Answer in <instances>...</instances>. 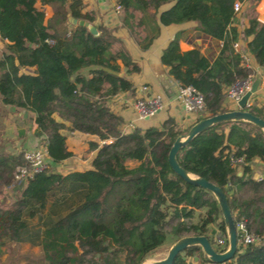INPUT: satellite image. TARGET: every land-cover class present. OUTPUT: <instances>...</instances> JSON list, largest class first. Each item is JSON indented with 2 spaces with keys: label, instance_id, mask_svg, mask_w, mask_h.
<instances>
[{
  "label": "trees",
  "instance_id": "trees-1",
  "mask_svg": "<svg viewBox=\"0 0 264 264\" xmlns=\"http://www.w3.org/2000/svg\"><path fill=\"white\" fill-rule=\"evenodd\" d=\"M35 1L0 0V39L7 43L0 57V102L33 113V134L46 149L48 166L0 204V245H37L43 264H138L182 235L204 234L209 240V233L213 241L215 228L225 235L213 195L184 181L167 163L172 140L188 127H179L168 115L158 125L121 131V117L106 99L129 89L127 76L139 66L126 51L108 50L110 40H119L112 28L94 24V13L83 10L82 0H48L53 13L43 22ZM152 1L156 7L159 0ZM232 1L173 0L155 16L156 11L146 10V0H117L123 10L139 11L144 37L137 43L142 49L158 33L159 23L192 20L195 28L222 40L211 60L195 48L180 49L179 31L161 50L160 60L178 85L190 84L202 96L195 120L226 110L225 87L250 71L232 47L237 38L228 27ZM71 17L92 23L97 34L71 23ZM242 34L249 36L245 45L255 64L264 66V19L249 12ZM21 64L35 67L21 71ZM65 128L103 140L89 142L95 150L90 167L64 173L53 168L71 154L61 132ZM238 156L242 160L234 162ZM175 157L186 171L221 187L233 221L242 217L246 229L258 235L256 242L239 244L224 263L264 264V175L252 177L250 167L253 159L264 163V133L247 121L217 122L198 131ZM21 161L22 149L0 147V191L13 181V168ZM238 167L241 173L236 175ZM198 208L204 214L193 221ZM215 245L222 250L226 239ZM196 252L207 260L192 245L171 264H191L188 257Z\"/></svg>",
  "mask_w": 264,
  "mask_h": 264
},
{
  "label": "crops",
  "instance_id": "crops-1",
  "mask_svg": "<svg viewBox=\"0 0 264 264\" xmlns=\"http://www.w3.org/2000/svg\"><path fill=\"white\" fill-rule=\"evenodd\" d=\"M82 2L83 10L94 13V24H98L99 22L104 23L106 26L111 27L112 34L118 37V41H109L108 50L110 52L126 51L139 66L138 71L127 76L131 81V87L118 91L106 99L109 109L121 117V131H129L133 127L144 128L149 125H158L168 115L173 117L176 124L182 128L188 127L194 122L200 112L187 111L183 108L182 102L176 95L178 82L168 72L167 65L161 62V50L172 35L179 31L178 45L180 49L195 48L199 53L211 60L217 55L222 40L211 37L195 28V22L192 20L165 25L159 23L158 33L151 40L150 44L142 49L137 43V39L144 37L143 26H140L137 22L138 10L128 9L125 11L118 5L117 0H82ZM172 2L173 0H159L155 7L154 1L146 0L145 8L150 12L156 11L155 16H157L160 10L169 7ZM240 3V10L233 13L228 27H233L237 32L235 40L237 42L236 49L246 55L249 58V62L254 64L255 62L245 45L249 36L245 37L242 34V29L247 24L249 12L255 13L259 20L264 19V0H240ZM35 5L42 9L44 14L43 22H46L53 13L50 7V5L52 6L51 2L48 0H36ZM68 27H70L69 24ZM115 63L120 67L121 62L119 59H116ZM118 74H123V70L118 71ZM142 85H146L150 93L157 94L161 99L162 105L153 115L137 118L133 101L140 94ZM254 94L257 97H264V90L257 88V91L252 95ZM251 96L248 99L249 107L254 106V100ZM223 105L227 109L237 107L234 101L225 97ZM26 117L29 120L31 117L33 119V113L23 107L2 104L0 102V142L2 144L6 143L4 149L7 151L15 152L18 149L33 147L39 144L32 137L33 134L29 132L27 127L24 126V138L19 136L20 133L16 131L17 127L15 123ZM66 124L68 123L66 122ZM34 125L31 124L29 129L35 127ZM7 128L9 129L6 130ZM61 132L64 134L66 149L71 154L66 158L54 162L55 169L64 173L69 170H80L90 167V160L95 150L89 148V142L95 141L100 143V140L93 134L71 131L67 128L62 129ZM36 138L39 139L37 136ZM250 167L252 169V177L264 175V163L262 161L253 159ZM239 169L238 167L237 170ZM214 231L218 232L216 228ZM193 256L188 257L189 260L192 258V264H213L211 261L204 260L198 255H195L196 258ZM217 264L227 263L222 262Z\"/></svg>",
  "mask_w": 264,
  "mask_h": 264
},
{
  "label": "water",
  "instance_id": "water-1",
  "mask_svg": "<svg viewBox=\"0 0 264 264\" xmlns=\"http://www.w3.org/2000/svg\"><path fill=\"white\" fill-rule=\"evenodd\" d=\"M71 23L84 25L91 33L97 34L94 25L81 18H70ZM259 76L254 74L249 88L235 101L236 108L226 109L211 115L201 117L192 122L184 133L178 134L172 140L166 154L169 167L184 181L207 189L216 200L221 219L224 226L226 245L222 250L214 249L208 238L204 234H185L173 240L167 247L165 254L156 259L145 258L138 264H171L177 253L184 252L188 246L197 245L202 254L208 261L213 263H222L229 260L234 254L236 244V229L232 214L229 208L228 200L221 187L208 181L207 179L186 171L176 160V151L190 140L198 131L221 121H247L258 127L264 133V118L251 112L246 108L247 99L257 91ZM241 173L240 169L236 170V175ZM196 258V256H193ZM148 259V260H147Z\"/></svg>",
  "mask_w": 264,
  "mask_h": 264
},
{
  "label": "built area",
  "instance_id": "built-area-1",
  "mask_svg": "<svg viewBox=\"0 0 264 264\" xmlns=\"http://www.w3.org/2000/svg\"><path fill=\"white\" fill-rule=\"evenodd\" d=\"M240 0L232 1V11L236 13L240 10ZM232 47L237 50V42H232ZM238 51V50H237ZM242 56V62L245 66L250 68V71L245 77L234 80L232 83L227 85L224 89V97L226 99L236 101L240 95L246 91L250 82L252 81L254 74L257 73L259 76L258 88L264 90V66L250 63L249 58L239 51ZM177 97L182 102L183 108L187 111H199L202 108L203 100L200 92L190 84L178 85ZM251 96V95H250ZM250 98V97H249ZM248 98V99H249ZM247 99V104H248ZM161 99L157 94H152L148 91L146 85H142L140 88V94L135 97L133 101V107L137 118H145L153 115L161 107ZM103 140H100V143ZM234 162H240L241 156L232 158ZM48 166L47 152L42 146L28 147L22 150V161L17 163L12 171L13 181L16 183H24L29 177L35 172L41 171ZM260 178V176L254 177ZM236 229V244L256 242L258 235L255 232L248 231L244 224V219L239 217L234 222ZM213 241L216 244L223 245L225 241V235L219 233V231L213 234ZM213 263V262H212ZM217 264V263H213Z\"/></svg>",
  "mask_w": 264,
  "mask_h": 264
},
{
  "label": "rangeland",
  "instance_id": "rangeland-1",
  "mask_svg": "<svg viewBox=\"0 0 264 264\" xmlns=\"http://www.w3.org/2000/svg\"><path fill=\"white\" fill-rule=\"evenodd\" d=\"M52 11L53 8L50 5ZM40 9V8H39ZM42 11V9H40ZM43 13V12H42ZM44 16V14H43ZM7 43L4 39H0V57L2 52L7 51V47L5 46ZM18 59H27L24 55H19ZM17 61V59H16ZM35 66L30 64H21L20 70L21 71H28L30 72ZM82 71H85V68L82 69ZM251 98L254 100V106L252 110L257 112L260 115L264 116V97H257L255 94L251 96ZM25 109V108H24ZM20 122V123H19ZM19 122H16L15 125L17 127L16 131L17 133H20L19 136L24 138V128L27 127L29 132L33 134V129H29V126L33 123L32 117L30 120L26 117L25 119H20ZM25 126V127H24ZM35 126V125H34ZM184 128V127H183ZM7 128L6 130H8ZM36 141L39 143L37 146H42V143H40L39 139L36 138V136L33 134V136ZM22 141V140H21ZM6 143L2 144L0 142V147L6 146ZM25 149V148H24ZM23 150V149H22ZM55 169V167L53 166ZM56 170V169H55ZM22 186V183H16L14 181H11L8 185L4 186L0 191V204H4L12 200L15 196H17L18 191L20 187ZM204 214V208H198L193 211V215L191 219L193 221H196L198 218L202 217ZM36 219V216H33L31 221L34 222ZM210 228H215V225H209ZM210 234L208 233L209 242L213 248H216L217 245L211 240ZM167 249V248H166ZM166 249H162L154 254H152L148 259H156L159 257H162L165 254ZM197 253V252H196ZM197 255L200 258H203L200 253H197ZM147 259V260H148ZM192 261V258H190V262ZM0 264H43L40 258V251L37 247V245H29L27 242L15 244L13 242L5 243L3 245H0ZM192 264V262H191Z\"/></svg>",
  "mask_w": 264,
  "mask_h": 264
}]
</instances>
